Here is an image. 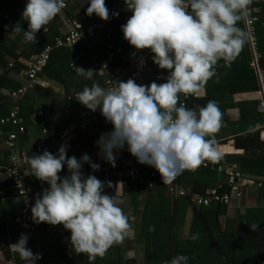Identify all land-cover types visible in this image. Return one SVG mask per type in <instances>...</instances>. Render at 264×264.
<instances>
[{
	"label": "crops",
	"instance_id": "1",
	"mask_svg": "<svg viewBox=\"0 0 264 264\" xmlns=\"http://www.w3.org/2000/svg\"><path fill=\"white\" fill-rule=\"evenodd\" d=\"M25 2L0 0V117L16 110L22 121L20 127L24 129L20 132V127L8 125L4 128L5 136L17 134L15 152L21 157L35 155V149L42 145L56 153L62 143L67 156L79 158L88 154L92 162L99 164V169L93 171L84 163L82 172L105 182L104 191L108 194L107 182L112 181L101 172L108 162L96 141L112 125L99 109L93 112L78 102L75 94L93 81L109 88L105 85L108 71L96 68L95 63L111 56L109 71L116 75L115 80L125 81L145 50H136L123 38L121 25L132 13L124 0H105L109 12L119 15L107 21L99 20L84 16L86 0H64L65 7L37 32L36 39L41 44L35 45L34 41L20 43L21 35L12 31L16 23L27 30L22 17ZM263 5L264 0H252L249 7ZM256 19V45L252 46L247 39L227 65L219 60L214 74L197 93L198 99H191L190 103L199 110L209 100L217 102L222 116L217 132L212 135L218 142L222 164L238 167L261 186L245 189L241 199H234L228 205L212 203L208 207H193L187 197L170 193L172 182L152 180L147 165L138 163L125 146L124 161L143 169L136 182L127 186L115 183L120 207L128 218V233L103 256L90 260L87 253L72 250L70 232L62 225L40 222L28 227L25 224L20 214L23 202L9 189L12 152L1 144L0 191L6 196L0 198V231L7 238L9 259L0 250V264H25L9 249L21 233L28 236L27 247L34 254H41L37 264H163L177 254L188 256V264H264V109L261 108L264 84L260 78V72L264 71V14H258ZM72 21L79 23L84 42L71 48L56 47L54 36L70 33L74 29ZM238 26L246 29L243 22H238ZM44 45L52 46V52L36 85L14 98L13 93L28 84L29 66ZM255 54L257 67L254 68L251 62L256 60ZM75 66L93 69L92 80L78 77ZM158 74L162 79H156ZM166 75L167 70L151 67L139 84L161 83ZM184 96L179 94L178 104ZM39 112L42 114L32 116ZM84 124L87 128L81 132L79 127ZM71 127L77 129L75 133L61 140L62 133ZM21 170L36 192L48 187L32 175L29 163L21 164ZM66 174L64 166L59 175ZM175 182L189 196H203L210 188L227 191L226 176L214 166L207 168L199 164L195 169L184 170ZM250 225H255V230ZM194 233L198 234L195 241L190 239Z\"/></svg>",
	"mask_w": 264,
	"mask_h": 264
},
{
	"label": "clouds",
	"instance_id": "2",
	"mask_svg": "<svg viewBox=\"0 0 264 264\" xmlns=\"http://www.w3.org/2000/svg\"><path fill=\"white\" fill-rule=\"evenodd\" d=\"M87 16L109 19L105 0H86ZM252 0H124L132 15L121 25L123 38L136 50L148 49L151 60L167 70L163 82L137 84L133 79L112 80L109 88L93 81L75 94L87 109H99L110 131L96 144L103 159L115 166L114 152L127 147L137 162L154 168L163 184L172 182L184 170L195 169L202 160L220 157L215 137L222 113L214 100L194 111L178 104L179 94H197L214 74L219 60L227 65L241 51L247 32L238 22L248 23ZM64 0H26L22 17L27 30L17 23L12 31L20 43L36 41V34L63 8ZM113 16L119 13L113 12ZM143 61H141V64ZM78 77L92 80L94 70L75 66ZM95 171L99 164L88 154L67 156L62 143L56 153L47 149L32 155V175L48 187L36 195L31 206L34 223L62 225L70 232L69 242L76 253L89 259L103 256L128 233V218L120 207L119 194L105 193V182L82 172L83 164ZM66 166L67 174L59 175ZM119 184V183H118ZM108 187H112L110 181ZM255 230V225H250ZM195 241L198 234H192ZM21 233L10 251L25 264H37L41 254L27 247ZM188 256L177 254L163 264H188Z\"/></svg>",
	"mask_w": 264,
	"mask_h": 264
},
{
	"label": "built area",
	"instance_id": "3",
	"mask_svg": "<svg viewBox=\"0 0 264 264\" xmlns=\"http://www.w3.org/2000/svg\"><path fill=\"white\" fill-rule=\"evenodd\" d=\"M251 13L248 19V23L246 24L245 31L247 32V39L251 42L252 46L256 45V30H255V22L257 21L256 16L258 14H264V5L263 6H251ZM112 12H109V18L114 17ZM85 17H89L86 14ZM92 17L98 18L95 14ZM101 20L100 18H98ZM72 27L74 28L70 33L64 36H54V45L60 48H71L82 44L84 42V37L79 32L80 25L77 21L71 22ZM46 32V31H45ZM35 45H40L41 40L38 38L34 41ZM52 52V46L44 45L42 47L41 53L36 57L33 62H31L29 69L27 71V82L28 84L19 89L18 91L13 93V97L17 98L20 95L24 94L29 88H32L37 83L39 73L44 69L47 65L50 55ZM152 53L150 50L145 49L137 59V62L134 64L132 71L127 75L125 81L129 78L133 79L137 84H139L140 80L146 74L149 68L154 67L159 69L151 60ZM254 61L251 62L252 67H257V55L255 54ZM113 60L111 56L109 60L96 62L95 67L107 70V78L105 81V85L107 87L112 86V80H115L116 75L109 71L110 63ZM141 61L143 63L141 64ZM260 78L262 82V86L264 84V71L260 72ZM157 80L162 79V75L158 74L156 76ZM198 94H188L185 95L182 102L185 107L190 108L194 111H198L195 104L191 105V99H198ZM261 108L264 109V91H263V100L261 102ZM42 112L35 113L32 116L36 117L41 115ZM21 118L16 110H12L8 116L0 117V145L3 144L9 150H11V165L8 169L10 186L9 189L16 196H18L23 202V208L20 212L22 219L28 227H32L34 224L31 218V206L34 203V199L39 192H36L32 189L26 177L24 176L23 171L21 170V164L29 163L30 157H21L15 152L16 147V139L17 134L12 133L5 136L4 128L8 125L20 127L21 126ZM87 128V124H84L79 127L81 132L85 131ZM20 132H24V129L20 127ZM76 128H69L65 130L61 135V140H65L71 134L75 133ZM215 146L218 150V142L215 140ZM47 149L49 152L53 153V150L49 146H39L35 149V155L41 154L43 150ZM219 152V151H218ZM116 156L115 166L111 163H106L101 168L102 174L111 179L112 187L108 188V194H114L116 182H120L122 185L127 186L128 184L134 183L138 180L142 168L133 166L130 163L124 161V149L117 150L114 152ZM221 156L214 161H210L208 159H204L201 161L200 165L203 167H211L214 166L215 169L226 176L227 180V191H221L220 188H210L206 191L203 196H189L186 190L182 187H179L175 182V179L172 181V185L170 186V193L173 195H178L180 197H187L189 202L193 207H208L210 204L215 203L219 205H228L232 200H239L243 196V191L252 186H261V183L255 182L253 179L246 177L236 166H225L221 162ZM145 169V168H144ZM148 170L149 176L152 180L160 179V174L152 167L146 166ZM6 194L3 191H0V198L5 197Z\"/></svg>",
	"mask_w": 264,
	"mask_h": 264
},
{
	"label": "trees",
	"instance_id": "4",
	"mask_svg": "<svg viewBox=\"0 0 264 264\" xmlns=\"http://www.w3.org/2000/svg\"><path fill=\"white\" fill-rule=\"evenodd\" d=\"M0 250L3 252L6 259H9V255L7 252L8 251L7 238L5 233H3L2 231H0Z\"/></svg>",
	"mask_w": 264,
	"mask_h": 264
}]
</instances>
